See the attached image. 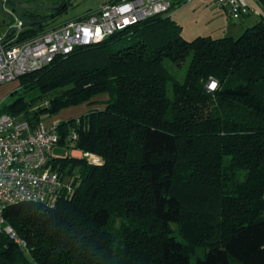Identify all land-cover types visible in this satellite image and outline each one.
Returning <instances> with one entry per match:
<instances>
[{
  "label": "trees",
  "instance_id": "trees-1",
  "mask_svg": "<svg viewBox=\"0 0 264 264\" xmlns=\"http://www.w3.org/2000/svg\"><path fill=\"white\" fill-rule=\"evenodd\" d=\"M62 2L26 12L34 23L10 39L46 31L71 6ZM260 2V21L239 37L188 41L162 13L20 78L1 112L33 126L83 104L104 108L58 123L69 153L52 164L72 192L54 208L8 207L4 216L27 247L0 233V264H264ZM167 61L186 67L183 80Z\"/></svg>",
  "mask_w": 264,
  "mask_h": 264
},
{
  "label": "built area",
  "instance_id": "built-area-1",
  "mask_svg": "<svg viewBox=\"0 0 264 264\" xmlns=\"http://www.w3.org/2000/svg\"><path fill=\"white\" fill-rule=\"evenodd\" d=\"M5 0H0V3ZM193 0H123L117 4L108 2L83 19H74L46 30L24 42L18 36L1 45L0 36V86L49 66L58 56L70 54L75 48L102 42L114 33L138 24L151 16L169 13L176 3L188 4ZM230 20L261 16V11L249 5L247 0H217ZM22 23L19 22L18 25ZM212 85H215L214 87ZM217 88L211 80L208 89ZM0 98V233L7 235L22 247L27 242L6 220L5 210L23 202L40 203L54 208L61 193L72 192L69 183L62 180L53 168L58 158V123L47 127L45 122L33 126L28 120L2 113ZM77 134L71 136L74 148ZM72 149L71 154L73 152ZM93 163L100 159L89 154Z\"/></svg>",
  "mask_w": 264,
  "mask_h": 264
},
{
  "label": "rangeland",
  "instance_id": "rangeland-1",
  "mask_svg": "<svg viewBox=\"0 0 264 264\" xmlns=\"http://www.w3.org/2000/svg\"><path fill=\"white\" fill-rule=\"evenodd\" d=\"M25 2H30L32 4H37L40 7H44L45 5L48 4H53V3H60L62 0H23ZM68 2H70V0H67ZM102 0H71V6L69 7L68 11L66 13H64L63 15L58 16L57 18H55L53 21H49L46 24V29L50 30L51 28L55 27V26H59L61 24H63L64 22H67L69 20H74L77 19L78 17H81L83 15H85L87 12V10L89 9L90 6H94L97 5L99 2H101ZM198 1H205V0H198ZM249 5L262 10L263 6L260 2V0H247ZM46 11H44L43 9L39 10V13L44 14ZM250 18L248 23H247V27L245 29H247L248 27H252L253 25L257 24L260 21V17L258 16H251L248 17ZM241 20V19H238ZM238 20H234L236 21V23H239ZM211 24L210 23H206L204 22L203 19L199 20V22L197 24H190L187 32H183V37L185 39H187L188 41H192L194 39H196L197 37L200 36H209L212 35V37H220L219 33H212L211 31ZM8 30V26L4 23L3 20V16L2 13L0 12V36L4 37L5 34L7 33ZM167 65L168 67H170V69L172 70V72L179 77L181 80L184 79V77L186 76V67L185 68H179L176 65H173L170 61H167ZM20 79L16 80V81H12V82H8L5 84H2L0 86V98L3 100V104L5 105H9L10 103H12L16 98L17 95H14L13 92L16 90H19L20 88ZM54 96V94H49L45 97V99L39 103L40 106H45L48 104V101L50 100V98H52ZM103 96V95H102ZM101 102H104L108 99V95L104 96V97H99ZM97 109H103L104 105H99V106H94ZM93 106H90L89 104H83L77 107H72L69 109H66L64 111H62L60 114L49 118L45 121V124L47 127H50L56 123H60L62 121L68 120L70 118H76L79 117L85 113H87L88 111L94 109ZM76 151L79 150H73L72 154ZM55 155L58 157H65L68 153H69V149L68 148H63V147H57L55 149ZM83 153V152H82ZM76 157H81L82 154L80 156L77 155H73ZM119 227V225H117V228ZM194 264V260L192 261Z\"/></svg>",
  "mask_w": 264,
  "mask_h": 264
},
{
  "label": "crops",
  "instance_id": "crops-1",
  "mask_svg": "<svg viewBox=\"0 0 264 264\" xmlns=\"http://www.w3.org/2000/svg\"><path fill=\"white\" fill-rule=\"evenodd\" d=\"M113 1L114 0H102L97 5L90 6L86 11L87 13L81 17H78L77 19L85 18L89 13L99 10L104 4ZM169 15L172 16L182 26L183 32H187L190 24H197L199 20L203 19L204 22L207 24L210 23L212 25L210 32L219 33L220 37H239L245 31V28L247 27L246 25L250 19L242 18L241 20H238L239 23H236L234 20H230L226 12L218 7L217 0H205L201 2L198 0H193L188 4L178 2L169 12ZM209 36L212 37V35ZM81 154V151H76L72 155L80 156Z\"/></svg>",
  "mask_w": 264,
  "mask_h": 264
},
{
  "label": "water",
  "instance_id": "water-1",
  "mask_svg": "<svg viewBox=\"0 0 264 264\" xmlns=\"http://www.w3.org/2000/svg\"><path fill=\"white\" fill-rule=\"evenodd\" d=\"M121 1L123 0H114L112 3L117 4ZM62 4L63 2L61 1L57 5L53 3L45 5L44 7H40L37 4H32L23 0L2 1L0 3V12L2 13L4 23L8 26V30L5 34L4 40L1 42V45L6 44L10 40L11 36L18 34L22 29L34 23L25 20L26 12L39 11L41 9H43L44 11L57 10L62 6ZM19 22H21L22 24L18 25Z\"/></svg>",
  "mask_w": 264,
  "mask_h": 264
},
{
  "label": "flooded vegetation",
  "instance_id": "flooded-vegetation-1",
  "mask_svg": "<svg viewBox=\"0 0 264 264\" xmlns=\"http://www.w3.org/2000/svg\"><path fill=\"white\" fill-rule=\"evenodd\" d=\"M50 17H51V14L49 13V14L47 15V18H50ZM49 21H50V20H49ZM49 21H48V22H49Z\"/></svg>",
  "mask_w": 264,
  "mask_h": 264
},
{
  "label": "snow or ice",
  "instance_id": "snow-or-ice-1",
  "mask_svg": "<svg viewBox=\"0 0 264 264\" xmlns=\"http://www.w3.org/2000/svg\"><path fill=\"white\" fill-rule=\"evenodd\" d=\"M213 87L215 86V85H212Z\"/></svg>",
  "mask_w": 264,
  "mask_h": 264
}]
</instances>
